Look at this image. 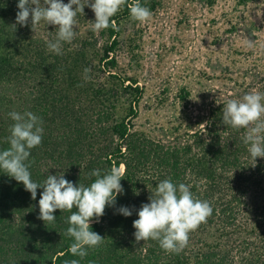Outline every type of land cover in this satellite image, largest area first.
<instances>
[{"label":"trees","instance_id":"obj_1","mask_svg":"<svg viewBox=\"0 0 264 264\" xmlns=\"http://www.w3.org/2000/svg\"><path fill=\"white\" fill-rule=\"evenodd\" d=\"M18 2L0 0V150L10 146L14 121L9 113L31 111L44 128L42 144L31 150L28 161L35 182L64 174L77 186H90L94 169L103 174L124 166V192L115 207H106L99 223L91 224L104 243L90 249L80 264H264V158L255 162L243 130L223 125L227 102L211 106L205 131L189 133L184 143L154 139L133 122L142 87L136 78L113 71L123 23L131 19L128 6L112 18L114 26L100 32L103 43L91 31L95 14L86 6L78 17L88 20V33L65 44L60 56L46 44L56 33H37L39 25L35 34L30 22L27 27L16 23ZM85 68L91 69L87 81ZM258 83L264 93V76ZM164 179L190 185L213 208L180 254L166 253L157 241L137 243L134 237L138 211ZM42 191L38 188L33 200L22 183L0 172V264L78 259L70 252L73 238L65 234L70 213L57 210L56 222L47 226L38 219ZM121 206L133 214H119Z\"/></svg>","mask_w":264,"mask_h":264},{"label":"rangeland","instance_id":"obj_2","mask_svg":"<svg viewBox=\"0 0 264 264\" xmlns=\"http://www.w3.org/2000/svg\"><path fill=\"white\" fill-rule=\"evenodd\" d=\"M153 1L150 22L123 23L113 71L136 78L142 87L135 129L181 144L189 133L205 131L211 106L259 91L264 0ZM39 27L37 33L45 36L56 33L55 26ZM88 28V20L79 21L77 36ZM96 35L100 43L106 39Z\"/></svg>","mask_w":264,"mask_h":264},{"label":"clouds","instance_id":"obj_3","mask_svg":"<svg viewBox=\"0 0 264 264\" xmlns=\"http://www.w3.org/2000/svg\"><path fill=\"white\" fill-rule=\"evenodd\" d=\"M126 5L133 21L139 24L151 21L152 11L139 0L132 4L128 0H69V3L63 0H19L16 23L27 27L30 22L35 34L41 23L55 26L56 35L46 41L47 49L62 56L64 45L73 44L77 38V17L84 15L86 6L95 14L91 31L99 33L114 26L112 18ZM248 47H253L251 40ZM90 72V68L84 69L86 81L91 79L88 75ZM9 116L14 123L8 137L10 146L0 150V172L22 183L33 200L37 198L38 188L43 189L38 219L44 221L46 226L56 222L57 210L70 213L65 234L73 238L70 252L78 259H72L67 264H80L90 249L99 248L104 243L105 238L94 232L91 224L93 220L100 222L106 207L116 206L118 195L124 192L121 184L124 173L115 166L103 174L101 170L94 169L89 174L95 177L90 186L82 183L77 186L64 174H49L42 183H37L32 179L28 161L31 150L42 144L43 120L31 111L23 114L13 111ZM222 123L237 131L243 130V143L248 146V152L255 162L258 157L264 158V93L253 89L239 99H229L223 106ZM149 201L142 204L138 211L139 218L133 221L135 240L137 243L157 241L168 254H180L189 245L190 234L213 214L210 202L198 198L190 185L173 183L171 179L160 181L155 192L151 191ZM74 208L77 211H73ZM118 213L125 217L133 214L127 206H121Z\"/></svg>","mask_w":264,"mask_h":264},{"label":"bare ground","instance_id":"obj_4","mask_svg":"<svg viewBox=\"0 0 264 264\" xmlns=\"http://www.w3.org/2000/svg\"><path fill=\"white\" fill-rule=\"evenodd\" d=\"M124 167H122V169H123Z\"/></svg>","mask_w":264,"mask_h":264}]
</instances>
